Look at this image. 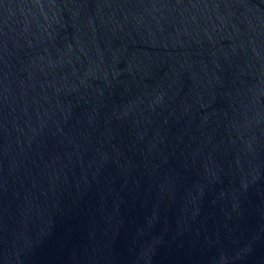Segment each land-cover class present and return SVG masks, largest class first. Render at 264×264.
<instances>
[{"label": "water", "instance_id": "water-1", "mask_svg": "<svg viewBox=\"0 0 264 264\" xmlns=\"http://www.w3.org/2000/svg\"><path fill=\"white\" fill-rule=\"evenodd\" d=\"M0 264H264V0H0Z\"/></svg>", "mask_w": 264, "mask_h": 264}]
</instances>
